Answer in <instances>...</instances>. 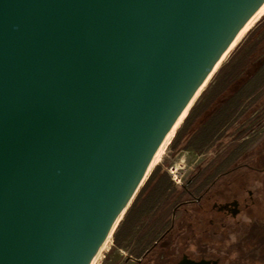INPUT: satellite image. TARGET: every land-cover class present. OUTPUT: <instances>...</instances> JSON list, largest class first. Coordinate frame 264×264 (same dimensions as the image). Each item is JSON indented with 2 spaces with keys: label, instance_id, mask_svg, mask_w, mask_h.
Wrapping results in <instances>:
<instances>
[{
  "label": "water",
  "instance_id": "1",
  "mask_svg": "<svg viewBox=\"0 0 264 264\" xmlns=\"http://www.w3.org/2000/svg\"><path fill=\"white\" fill-rule=\"evenodd\" d=\"M263 5L0 0V264H94Z\"/></svg>",
  "mask_w": 264,
  "mask_h": 264
},
{
  "label": "rangeland",
  "instance_id": "2",
  "mask_svg": "<svg viewBox=\"0 0 264 264\" xmlns=\"http://www.w3.org/2000/svg\"><path fill=\"white\" fill-rule=\"evenodd\" d=\"M246 73L252 76L251 79L243 86L238 85L237 82ZM226 92L224 99H219ZM215 103L218 109L213 110L210 123L199 130H196V127L192 128V131L183 137L194 117L205 113ZM259 113H264V17L228 57L197 100L160 163L152 171L131 205L119 232L111 241L99 264H135L129 262V258L139 260L145 254L150 231L153 233L154 242L170 227L169 209L160 205L165 202L172 187L168 182V179L172 182L174 177L172 173L176 174L172 168L188 169L192 165L201 164H204V167H211V174L208 180L200 185V191L210 187L217 175L229 172L239 165L248 164L252 168H258L255 164H262L263 158L259 159L257 155L261 154L262 157L264 155V121L263 125H259L262 122L255 121V116ZM251 171L239 170L224 176L215 183L210 196L216 191L213 202L223 204L241 199L244 202L243 207L245 206V210L244 208L242 210L246 211L248 206L252 207L250 212H244L237 221L247 225L250 233L258 237L262 228L259 223L261 215L258 197L263 189L264 180L263 176L255 175ZM242 172H246L247 175ZM154 178L164 179L166 185L158 184L152 191H147L149 183ZM176 186L177 184L173 183V187ZM231 223L239 226L237 222ZM234 229L229 232L232 235L230 239L223 243L220 237L222 241L218 239L215 244L216 257L223 258L222 264H236L241 262L244 256L242 249L236 246L243 241L242 230L239 227L237 230ZM156 232L159 233L158 236L155 235ZM229 256V259L226 258ZM159 257L161 256L158 255L157 258Z\"/></svg>",
  "mask_w": 264,
  "mask_h": 264
},
{
  "label": "flooded vegetation",
  "instance_id": "3",
  "mask_svg": "<svg viewBox=\"0 0 264 264\" xmlns=\"http://www.w3.org/2000/svg\"><path fill=\"white\" fill-rule=\"evenodd\" d=\"M211 107L209 110H211ZM217 109L215 108L214 110ZM211 119V114L202 113L196 115L190 122L188 130L183 137L190 130L192 131L194 127H196V130H199L203 126H206ZM255 121H260L262 123L259 125H263L264 113L256 115ZM257 156L259 159L263 158L262 164H255L258 168H252L248 164L239 165L229 172L217 175L212 185L203 191H200V185L203 181L208 180L211 174V167L207 166L209 167L207 168L204 167V164H201L192 165L188 169L187 167H183L182 169L180 167L177 170L172 168V171H176L175 175L172 173L174 176L172 177V182L176 183L177 186L173 187V183L166 177L172 187L170 193L168 192L165 202L160 205L162 208L169 209L168 213L171 215V225L154 242L152 241L153 233L150 231L148 234L149 240H147L148 243L145 246L147 247L145 254L139 260L129 258V262L132 261L135 264H222L223 258L216 257L214 249L217 247L215 244L218 239L222 241L220 237H222L223 243L230 239L232 235L229 232L233 228L237 230L239 227L242 230L241 237L243 241L241 244H236V246L242 249L244 256L241 262H237L236 264H264V185L258 197L259 214L261 215L259 223L262 226L258 237L250 233L247 225L237 221L239 216L244 214V212H250L252 207L248 206L246 211H244L245 206L243 207L244 202L241 199H234L223 204L217 201L213 202L215 201L213 197L216 196V191H213L214 194L212 193L213 195L210 196L215 183L232 172L250 169L252 170L251 173L263 176L264 180V155L263 157L261 154ZM242 174L247 175L246 172H242ZM161 181L165 180L152 179L147 187V191L155 189ZM185 199L187 200L185 201ZM191 210L197 212V222H201L202 225L192 226L185 224V216L194 213ZM158 212L160 211L158 210ZM231 222H237L239 226L236 224L232 225ZM228 223L230 224L228 225ZM158 234L156 232L155 235L158 236ZM158 255L161 257L157 258ZM226 258L229 259L230 256Z\"/></svg>",
  "mask_w": 264,
  "mask_h": 264
},
{
  "label": "bare ground",
  "instance_id": "4",
  "mask_svg": "<svg viewBox=\"0 0 264 264\" xmlns=\"http://www.w3.org/2000/svg\"><path fill=\"white\" fill-rule=\"evenodd\" d=\"M263 17H264V5L258 11V13L253 17V19L247 24V26L243 29V31L236 37V39L233 41V43L231 44V46L229 47V49L226 51V53L224 54V56L221 58V60L219 61V63L216 65V67L212 71L211 75L209 76V78L207 79V81L205 82V84L203 85V87L199 90V92L197 93V95L195 96V98L192 100V102L188 105V107L185 109V111L183 112V114L177 120V122L173 126V128H172L169 136L167 137L166 141L164 142V144L162 145V147L160 148V150L157 152V154L154 156L152 162L150 163L149 167L145 171L142 179L140 180V182H139V184H138V186H137V188H136V190L134 192V195L132 196V199H131L128 207H131V205L135 201L137 195L140 193V191L142 190V188L145 186V184H146V182H147L150 174L152 173V171L160 163V161H161L163 155L165 154L168 146L170 145L171 141L175 138V136L178 133V131L181 128V126L187 120L188 115H189L191 109L193 108V106L195 105V103L197 102V100L202 96V94L207 89V87L209 86V84L211 83V81L213 80V78L217 75V73L220 71V69L222 68V66L225 63V61L228 59V57L238 48V46L243 42V40L255 28V26L257 25V23ZM103 254L102 255L100 254L98 256V258H97V260H96V262L94 264H99L100 260L103 257Z\"/></svg>",
  "mask_w": 264,
  "mask_h": 264
},
{
  "label": "trees",
  "instance_id": "5",
  "mask_svg": "<svg viewBox=\"0 0 264 264\" xmlns=\"http://www.w3.org/2000/svg\"><path fill=\"white\" fill-rule=\"evenodd\" d=\"M251 75H249V74H245L238 82H237V84L238 85H245L247 82H249V80L251 79ZM228 92V91H227ZM227 92L226 93H224L223 95H221L220 97H219V99H224L223 97L227 94ZM217 107V104L215 103V104H213L212 105V109L211 110H207L206 112H205V114H212V112H213V110L215 109ZM194 131V130H193ZM158 184H162V186H165L166 185V183L165 182H163V181H161V183L159 182ZM165 189V188H164ZM163 192V191H162ZM194 212V210H191V212ZM197 212L195 211L194 213H191V214H189V215H187V216H185V224H189V225H192V226H197V225H202V223L200 222H197ZM122 225V224H121ZM120 228H121V226H120ZM120 228H119V230H120ZM119 230L117 231V233L119 232ZM117 233H116V235H117ZM116 235H115V237H116ZM185 246V245H184ZM183 246V247H184Z\"/></svg>",
  "mask_w": 264,
  "mask_h": 264
}]
</instances>
